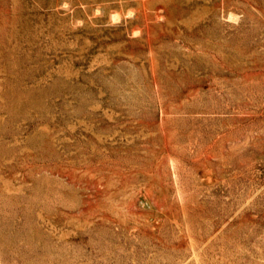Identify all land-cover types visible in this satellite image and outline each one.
<instances>
[{
    "label": "rangeland",
    "instance_id": "rangeland-1",
    "mask_svg": "<svg viewBox=\"0 0 264 264\" xmlns=\"http://www.w3.org/2000/svg\"><path fill=\"white\" fill-rule=\"evenodd\" d=\"M0 264H264V0H0Z\"/></svg>",
    "mask_w": 264,
    "mask_h": 264
},
{
    "label": "clouds",
    "instance_id": "clouds-1",
    "mask_svg": "<svg viewBox=\"0 0 264 264\" xmlns=\"http://www.w3.org/2000/svg\"><path fill=\"white\" fill-rule=\"evenodd\" d=\"M113 19L115 20V19H116V17H113Z\"/></svg>",
    "mask_w": 264,
    "mask_h": 264
}]
</instances>
